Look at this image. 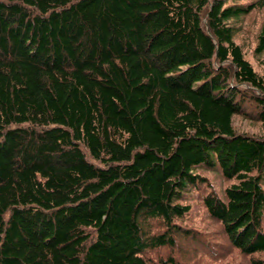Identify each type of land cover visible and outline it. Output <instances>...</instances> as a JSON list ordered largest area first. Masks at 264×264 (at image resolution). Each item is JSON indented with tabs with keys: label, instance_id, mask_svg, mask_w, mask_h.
Wrapping results in <instances>:
<instances>
[{
	"label": "trees",
	"instance_id": "obj_1",
	"mask_svg": "<svg viewBox=\"0 0 264 264\" xmlns=\"http://www.w3.org/2000/svg\"><path fill=\"white\" fill-rule=\"evenodd\" d=\"M256 6L0 0V264H175L144 252L186 231L201 169L233 181L210 216L264 251V75L232 21Z\"/></svg>",
	"mask_w": 264,
	"mask_h": 264
},
{
	"label": "rangeland",
	"instance_id": "obj_2",
	"mask_svg": "<svg viewBox=\"0 0 264 264\" xmlns=\"http://www.w3.org/2000/svg\"><path fill=\"white\" fill-rule=\"evenodd\" d=\"M239 3H250L253 0H237ZM264 19V6H256L240 19L232 20L236 25L235 40L244 49L245 56L251 61L254 68L264 75V58L257 57L254 49L257 43L262 21ZM245 113L234 118L235 128L239 132L259 135L263 132L262 124L258 118ZM200 173L206 178V183L200 189L203 192L193 191L187 202L191 205L190 212L178 223L186 229L176 235L174 246L151 248L144 253L155 260L170 259L175 264H253L259 259L264 264V251L245 254L229 240L222 223L213 219L203 204L202 196L207 190L222 194L226 186L233 181L226 179L219 171L201 169ZM154 230L160 225L155 223ZM160 229V228H159Z\"/></svg>",
	"mask_w": 264,
	"mask_h": 264
}]
</instances>
